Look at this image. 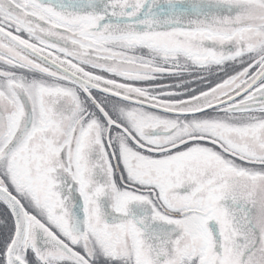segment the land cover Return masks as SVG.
<instances>
[{
	"label": "snow or ice",
	"instance_id": "snow-or-ice-1",
	"mask_svg": "<svg viewBox=\"0 0 264 264\" xmlns=\"http://www.w3.org/2000/svg\"><path fill=\"white\" fill-rule=\"evenodd\" d=\"M0 264H264V0H0Z\"/></svg>",
	"mask_w": 264,
	"mask_h": 264
}]
</instances>
